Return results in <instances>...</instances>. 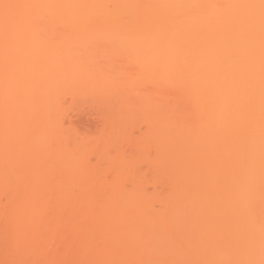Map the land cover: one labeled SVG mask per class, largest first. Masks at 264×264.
<instances>
[{
	"label": "bare ground",
	"instance_id": "bare-ground-1",
	"mask_svg": "<svg viewBox=\"0 0 264 264\" xmlns=\"http://www.w3.org/2000/svg\"><path fill=\"white\" fill-rule=\"evenodd\" d=\"M0 264H264V0H0Z\"/></svg>",
	"mask_w": 264,
	"mask_h": 264
},
{
	"label": "rangeland",
	"instance_id": "rangeland-1",
	"mask_svg": "<svg viewBox=\"0 0 264 264\" xmlns=\"http://www.w3.org/2000/svg\"><path fill=\"white\" fill-rule=\"evenodd\" d=\"M149 187L150 188H152L150 185H149ZM149 189V188H148ZM150 190V189H149ZM155 207L157 208V204L155 205ZM160 234H162L160 231H158ZM159 233H157L158 235H160ZM167 233H169V232H167ZM170 233H172V232H170ZM167 235V234H166Z\"/></svg>",
	"mask_w": 264,
	"mask_h": 264
},
{
	"label": "snow or ice",
	"instance_id": "snow-or-ice-1",
	"mask_svg": "<svg viewBox=\"0 0 264 264\" xmlns=\"http://www.w3.org/2000/svg\"><path fill=\"white\" fill-rule=\"evenodd\" d=\"M7 5H4V7H6Z\"/></svg>",
	"mask_w": 264,
	"mask_h": 264
}]
</instances>
